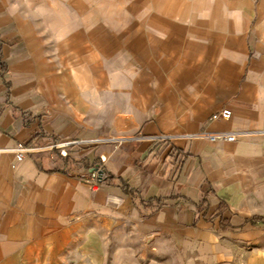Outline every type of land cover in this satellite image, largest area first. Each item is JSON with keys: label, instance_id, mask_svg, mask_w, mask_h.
I'll return each mask as SVG.
<instances>
[{"label": "crops", "instance_id": "obj_1", "mask_svg": "<svg viewBox=\"0 0 264 264\" xmlns=\"http://www.w3.org/2000/svg\"><path fill=\"white\" fill-rule=\"evenodd\" d=\"M19 145L0 158V264H63L87 217L204 262L256 247L264 0H0V150ZM220 203L240 230H218Z\"/></svg>", "mask_w": 264, "mask_h": 264}, {"label": "rangeland", "instance_id": "obj_2", "mask_svg": "<svg viewBox=\"0 0 264 264\" xmlns=\"http://www.w3.org/2000/svg\"><path fill=\"white\" fill-rule=\"evenodd\" d=\"M75 235L63 264H264V241L256 247H235L225 257L204 262L169 237L153 243L134 228L109 226L91 217L79 225Z\"/></svg>", "mask_w": 264, "mask_h": 264}, {"label": "built area", "instance_id": "obj_3", "mask_svg": "<svg viewBox=\"0 0 264 264\" xmlns=\"http://www.w3.org/2000/svg\"><path fill=\"white\" fill-rule=\"evenodd\" d=\"M231 117V112L229 110H223L220 114L213 117L214 120L217 119H225L228 120ZM245 133L237 132V133H201L198 135V137L203 138L204 140H208L209 142L216 143V142H227L234 144L237 142V137L240 135H244ZM164 140L168 141V138L161 137L160 139H153V140ZM54 149H59L58 146H55ZM29 153V151L24 148V146L19 145L15 149H9V150H0V158L3 155H9L12 154L14 156V159L18 162H22L25 154ZM66 157V154L63 156ZM102 177L103 173L101 172V168H97L91 174L88 176L87 182L90 184V186L95 189L98 188L102 184Z\"/></svg>", "mask_w": 264, "mask_h": 264}, {"label": "trees", "instance_id": "obj_4", "mask_svg": "<svg viewBox=\"0 0 264 264\" xmlns=\"http://www.w3.org/2000/svg\"><path fill=\"white\" fill-rule=\"evenodd\" d=\"M179 154L180 151L174 148H171L165 158V161L169 162V165L171 166V168L177 172H179V170L182 167V162L183 159L181 161H177L179 158ZM161 158L160 154H156V159L159 160ZM211 206V202L210 200H208V194H206V196H204L201 200H200V204H198V207L200 208V211L204 212V215L209 211ZM227 207L224 204H219L218 207L213 211V213L210 215V219L212 220H218V230L219 231H225L228 229H237L240 230L244 224L247 223H251L252 226H255L257 224H263L264 225V220L260 219V218H255V219H251V220H245L244 224L241 225L238 228H233V226L231 225V219L230 218H225V213H227ZM203 215V216H204Z\"/></svg>", "mask_w": 264, "mask_h": 264}]
</instances>
